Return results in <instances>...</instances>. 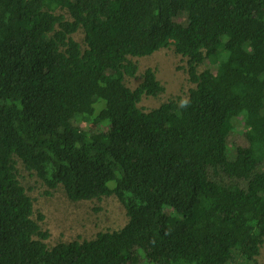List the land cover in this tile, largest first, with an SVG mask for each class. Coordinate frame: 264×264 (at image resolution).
I'll list each match as a JSON object with an SVG mask.
<instances>
[{
	"label": "trees",
	"instance_id": "trees-1",
	"mask_svg": "<svg viewBox=\"0 0 264 264\" xmlns=\"http://www.w3.org/2000/svg\"><path fill=\"white\" fill-rule=\"evenodd\" d=\"M172 47L196 86L146 111L165 87L149 68L130 88L133 59ZM18 161L128 223L49 248ZM262 246L264 0H0V264H260Z\"/></svg>",
	"mask_w": 264,
	"mask_h": 264
},
{
	"label": "rangeland",
	"instance_id": "rangeland-1",
	"mask_svg": "<svg viewBox=\"0 0 264 264\" xmlns=\"http://www.w3.org/2000/svg\"><path fill=\"white\" fill-rule=\"evenodd\" d=\"M83 38L82 32L75 36L80 42ZM133 60L138 64L139 72L137 78L127 79L130 88L134 89L140 84L142 74L149 68L154 69L158 80L165 87V92L160 97H145L142 100L140 107L146 111L158 108L170 99L186 100L190 90L196 86L190 81L186 71V61L174 51L173 47ZM103 105L102 100L96 103L98 110ZM91 127L92 124H82L70 128V132L74 135H82ZM17 167L22 185L34 200V218L42 230L50 233V238L46 241L49 248L59 243L92 240L100 232L120 230L128 223L126 209L116 196L105 197L102 200L74 202L68 198L62 186L47 194L48 188L34 173L26 170L20 161ZM39 215H43L44 219L39 220ZM258 261L264 264V246L261 248Z\"/></svg>",
	"mask_w": 264,
	"mask_h": 264
}]
</instances>
